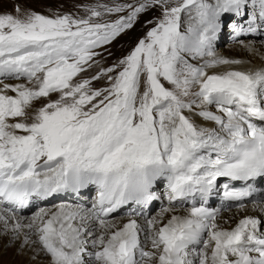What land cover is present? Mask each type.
<instances>
[{
	"label": "snow or ice",
	"instance_id": "1",
	"mask_svg": "<svg viewBox=\"0 0 264 264\" xmlns=\"http://www.w3.org/2000/svg\"><path fill=\"white\" fill-rule=\"evenodd\" d=\"M78 7L83 15L19 6L0 13L5 230L15 221L14 234L28 230L25 243L35 233L49 264H264V193L253 202L260 215L234 227L208 204L222 189L243 209L264 180V65L241 70L232 67L240 60L214 51L226 17L236 36L264 34V0ZM152 8L160 11L148 21L153 26L102 67L99 50ZM102 80L105 86H93ZM91 186L90 207L62 202L39 208L27 224L16 218L20 209ZM157 201L159 211L148 215ZM132 204L141 209L136 218H109Z\"/></svg>",
	"mask_w": 264,
	"mask_h": 264
},
{
	"label": "rangeland",
	"instance_id": "2",
	"mask_svg": "<svg viewBox=\"0 0 264 264\" xmlns=\"http://www.w3.org/2000/svg\"><path fill=\"white\" fill-rule=\"evenodd\" d=\"M111 2H112V0H0V13L16 14L15 9L17 6H19L21 11H35V12L42 13L45 15H51L54 12H60V13L69 12V13L83 15L84 14L83 9L81 7H78V6L87 5V4H95V3H111ZM118 2H134V0H118ZM122 14L126 15L127 13H122ZM159 15H160V11H159V9H156V8H152V9H149V10L141 13L138 16L133 27L131 29L126 30L124 33H122L120 36H118L110 45L107 46L106 51L104 49H100L99 51H101L102 55L100 57H98V59H100V61H101V66L102 67H110L118 59H120L121 57L126 55L131 50V48L137 43V41L145 35L147 30L153 26L152 24H149L148 21L154 20ZM112 18L114 19L115 16H113ZM230 24H231V18L226 17L222 31L218 34L216 40L214 41V51L218 56L219 55H221L222 57H226V56L230 57L231 56L233 59H236V60L242 59V60L246 61V57L244 55H242L244 53V51H240V49H236L235 48L236 44L241 46L242 45L241 41H243V43H247L251 39L253 41L262 42V41H264L262 39L263 37L261 38V40H259L257 38L253 39L252 36L245 35L244 34L245 32L240 34L239 36H236L235 33H233L232 28L229 27ZM237 58H239V59H237ZM96 71H98V69L93 68L92 70L85 73L84 75L85 76L94 75ZM5 81H7V82H5ZM10 81H15V80H4L3 82L9 83ZM93 86L94 87H103V86H105V82L103 80L99 81V82L94 81ZM163 188H164V186L161 184L156 188V190L158 192H160V191H163ZM81 195H85V194H79V195L75 194L74 196L77 197V199L76 200H70L68 203H74L75 202L74 205L79 204L76 202L81 201L80 197H79ZM84 197H85V201H81V203L90 207L91 206L90 205L91 199L89 197H87V194ZM65 199L66 198H62L61 200H65ZM58 200L59 199H57L53 203H50L47 205H44L43 203L42 204H34L29 209L26 216L31 217L41 207L52 208L54 205L59 204V202L62 203V201H60V200H59V202H57ZM164 203L165 204L167 203L166 198L164 199ZM155 204H156L155 208H153L154 205L152 207L153 210H150V209L147 210L148 215H156V213L159 211V208L161 206L160 201L156 202ZM248 204H250V203H248ZM248 204H246L244 208H247ZM211 207L215 208L213 206H211ZM230 209H232V208H230ZM233 209H235V208H233ZM222 211L224 212L225 210H222ZM132 214H134V213L133 212L132 213L131 212L130 213H123L122 212L120 214H116V215L111 216L109 218L118 220L122 224L126 220H128ZM137 215L138 214L135 213V216H137ZM221 215H220V218L222 217ZM29 243H30V246L32 248L33 247L36 248L34 241H32V242L30 241ZM8 245L9 244H7V243L0 245V257L3 256V251H4L5 247H7ZM15 249H18V246ZM90 249H91V247H90ZM22 250L23 249L20 248V252ZM49 259H50V257L47 254L44 255L38 251L37 257H36L37 263L43 262L44 264H49ZM0 264H2V263H0ZM6 264H15V260L11 259L10 257H7ZM19 264H21V263H19ZM22 264H24V263H22Z\"/></svg>",
	"mask_w": 264,
	"mask_h": 264
},
{
	"label": "bare ground",
	"instance_id": "3",
	"mask_svg": "<svg viewBox=\"0 0 264 264\" xmlns=\"http://www.w3.org/2000/svg\"><path fill=\"white\" fill-rule=\"evenodd\" d=\"M244 34L248 35V36H252L253 39L257 38L259 40H261V38L263 36V34H261L260 31L251 32V33L245 32ZM249 44L252 45L251 49L246 47V45H249ZM235 48L240 49V51H244V53L242 55H244L246 57V61L241 59L240 60L242 62L241 64L233 65L232 67L239 68L241 70H245L248 68H255V67H259V66L264 65V43H262L260 41H253L251 39L247 43H243L241 46L236 44ZM219 56H221V55H219ZM224 58L233 59L231 56L230 57L226 56ZM237 59H239V58H237ZM215 70L216 71L224 70V66H221L220 68H217ZM209 71L211 72L212 70H209ZM5 82H7V81H5ZM12 82L18 83V82H22V81H16L15 80V81H10L9 83H12ZM196 122L200 123L201 121L199 120V118H196ZM83 191L81 194L86 195L85 192L87 190H85L84 192ZM74 195L75 194H71V195L62 194L60 197L50 198L49 200L39 202L38 204L43 203L44 205H47V204L53 203L57 199H59L62 202L68 203L70 200H76L77 199V197H75ZM85 195L79 196L81 201H85V197H84ZM62 198H66V199L61 200ZM59 200L57 202H59ZM78 202H80V201H78ZM78 202H76V203H78ZM74 203H70V204H74ZM80 204H82V203H80ZM33 205L34 204L30 205L27 208L20 209V210L16 211V218L19 219L22 224H27L29 222L30 216L28 217V216H26V214L28 213L29 209ZM153 205H154V207H153ZM153 205L151 207H148L147 210H149V209L153 210V208H155L156 204H153ZM129 207H130L129 205L126 208L122 207L114 215L120 214L122 212L123 213H129V212H127ZM220 215L222 216L220 218L221 222L228 221L227 224H224V227H234L235 223L238 222V220L243 218L245 215L259 216L260 213L258 212V210L253 208V202H252V203L248 204L247 208H244V209H241V208L227 209L224 212L222 211V209H220ZM136 217L137 216H135V214H132L130 218H136ZM14 222L15 221L10 220L7 230H5L3 223L2 222L0 223V245H3L5 243L9 244L7 247H5V249L3 251V256L0 257V263L6 264L7 257H10L11 259L15 260V264H19V263H21V264L22 263H24V264H44L43 262L37 263V260H36L38 251L44 255L46 253L41 251L40 245H39V242L37 241V237H36L35 233H29V241H28V243H25L24 242V234H25V232H28V230L23 229V230H21V232L18 235L14 234L12 231V224ZM125 222H127V220ZM139 222L143 223V217L142 216L140 217ZM142 238H143V234H142ZM30 241L31 242L35 241L36 248L35 247L32 248L30 246V243H29ZM17 246H18V249H15ZM89 246H90V244H89ZM20 248L23 249L21 252H20ZM89 250H91L90 247H89Z\"/></svg>",
	"mask_w": 264,
	"mask_h": 264
}]
</instances>
